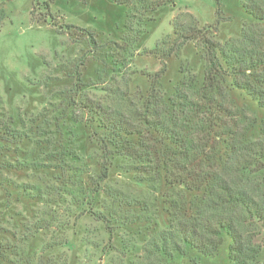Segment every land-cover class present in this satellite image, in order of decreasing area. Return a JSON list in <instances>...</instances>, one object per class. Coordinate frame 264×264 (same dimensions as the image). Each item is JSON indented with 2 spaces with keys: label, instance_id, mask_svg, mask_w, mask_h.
Returning a JSON list of instances; mask_svg holds the SVG:
<instances>
[{
  "label": "rangeland",
  "instance_id": "rangeland-1",
  "mask_svg": "<svg viewBox=\"0 0 264 264\" xmlns=\"http://www.w3.org/2000/svg\"><path fill=\"white\" fill-rule=\"evenodd\" d=\"M244 1L264 6V0ZM127 2L0 0V132L10 128L16 134H0V264H153L145 242L167 226L168 196L181 187L168 183L155 162L134 163L116 155L109 177L100 182L104 190L95 194L98 139L106 131L85 104L107 111L142 105L152 74L162 66L152 50L175 38L172 20L188 21L186 13H191L199 27L210 25L218 0ZM220 2L228 19L212 36L224 44L257 20L243 0ZM196 42L167 60L160 79L165 98L188 71L204 82L205 60ZM231 100L234 111L257 119L246 136L261 135L264 108L238 88L230 90ZM227 122L233 128L239 123L236 116L216 121ZM232 141L214 138L213 153L223 160ZM246 175V186L264 204V171ZM185 192L182 203L181 196L177 200L187 215L190 202L199 205L208 197L203 190ZM122 197L135 205H126ZM240 232L256 262L264 264V222L242 226ZM231 243L226 237L213 257L192 251L183 259L155 260L231 264Z\"/></svg>",
  "mask_w": 264,
  "mask_h": 264
},
{
  "label": "trees",
  "instance_id": "trees-1",
  "mask_svg": "<svg viewBox=\"0 0 264 264\" xmlns=\"http://www.w3.org/2000/svg\"><path fill=\"white\" fill-rule=\"evenodd\" d=\"M114 1L128 3L127 0ZM242 4L257 22L244 24L240 37L231 38L224 44L212 36L228 19L220 0L215 21L203 28L191 13H186L190 18L188 21H180L178 17L172 20L175 38L164 41V47L157 46L152 50L162 66L152 74L150 95L142 105L129 111H107L99 104H85L97 115L95 119L106 131V135L98 139L100 171L93 188L95 194L104 190L100 182L109 177L116 155L125 156L134 163L155 162L168 183L181 187V192L203 190L208 193L202 204L190 202L188 215L181 211L177 200L181 196L182 203L186 195L181 192L169 194V222L145 242L146 250L153 257L150 263L160 264L156 257L183 259L192 251L213 257L225 238L230 237L231 264H258L251 243L243 239L240 228L253 222H264V204L244 181L248 178L246 174L264 171V126L261 135L249 139L246 135L257 119L247 112L234 111L230 105L233 101L230 103L229 100L230 90L238 88L264 108V6L248 4L244 0ZM155 8L150 6L148 10ZM87 31L91 43L96 45V36ZM194 40L205 60L204 82L200 83L196 75L188 71L174 93L165 98L160 79L167 70V60ZM228 79H231L230 83ZM234 116L239 121L235 123L236 128L229 122L227 126L216 123L223 117L232 121ZM143 130L147 134L142 137ZM1 133L16 135L10 128H4ZM240 133L245 136L239 139ZM223 136L232 142L238 141V144L232 146L231 142L222 160L212 149L215 148L214 138ZM222 161L224 163H219ZM120 201L135 205L124 197ZM183 208L186 209L185 205Z\"/></svg>",
  "mask_w": 264,
  "mask_h": 264
}]
</instances>
